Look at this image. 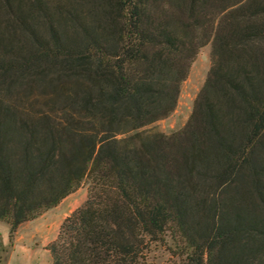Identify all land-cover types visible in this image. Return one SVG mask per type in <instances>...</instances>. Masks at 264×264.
Segmentation results:
<instances>
[{"label": "trees", "instance_id": "16d2710c", "mask_svg": "<svg viewBox=\"0 0 264 264\" xmlns=\"http://www.w3.org/2000/svg\"><path fill=\"white\" fill-rule=\"evenodd\" d=\"M211 65L180 130L200 47ZM87 182L51 264H264V0H0V221Z\"/></svg>", "mask_w": 264, "mask_h": 264}, {"label": "rangeland", "instance_id": "374dc122", "mask_svg": "<svg viewBox=\"0 0 264 264\" xmlns=\"http://www.w3.org/2000/svg\"><path fill=\"white\" fill-rule=\"evenodd\" d=\"M210 49V43L199 48L190 63L186 77L180 84L177 102L172 112L146 128L171 133L185 126L211 65ZM87 186V182L83 181L74 191L87 195ZM64 218V212L58 206H52L43 210L34 219L19 224L11 238L9 224L1 220L0 264H51L47 246L56 237ZM183 244V239L170 225L164 231L161 240L149 246L148 260L154 264H170L177 260L174 255L182 252Z\"/></svg>", "mask_w": 264, "mask_h": 264}, {"label": "crops", "instance_id": "0c3cea01", "mask_svg": "<svg viewBox=\"0 0 264 264\" xmlns=\"http://www.w3.org/2000/svg\"><path fill=\"white\" fill-rule=\"evenodd\" d=\"M85 194H81L77 192H71L68 195H66L58 205H55L54 207H57L64 212V216L66 217L69 212L74 210L83 200H85Z\"/></svg>", "mask_w": 264, "mask_h": 264}]
</instances>
